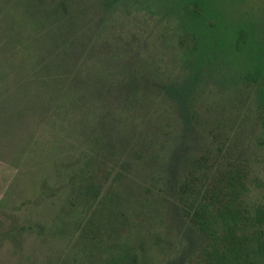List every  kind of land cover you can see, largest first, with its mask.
<instances>
[{
	"label": "trees",
	"instance_id": "obj_1",
	"mask_svg": "<svg viewBox=\"0 0 264 264\" xmlns=\"http://www.w3.org/2000/svg\"><path fill=\"white\" fill-rule=\"evenodd\" d=\"M165 1L160 5L171 18L186 13L173 30L168 23L154 35L143 23L136 33L123 19L116 30L102 24L89 42L82 23L76 29L79 16L68 19L69 0L46 9L42 0H27L24 24L52 26L27 46L49 40L52 47L39 68L54 94L45 125L81 151L67 212L82 217V205L111 177L76 238L84 255L96 256L78 263L264 264V202L252 191L244 149H209L198 117L216 65L223 71L218 105L228 104L237 127L264 129V17L238 19L240 7L228 15L230 0L222 10L217 0ZM175 28L192 46L173 70L176 63L172 68L164 58ZM254 107L250 123L242 114ZM64 167L73 169V162ZM65 187L73 191V174Z\"/></svg>",
	"mask_w": 264,
	"mask_h": 264
},
{
	"label": "rangeland",
	"instance_id": "obj_2",
	"mask_svg": "<svg viewBox=\"0 0 264 264\" xmlns=\"http://www.w3.org/2000/svg\"><path fill=\"white\" fill-rule=\"evenodd\" d=\"M53 1L42 0L43 7L48 8ZM161 1L167 3L165 0H69L68 19L73 22V14L79 16L76 29L82 23L81 31L88 33L89 42L95 40L96 33L101 34L98 27L102 24L108 23L116 30L117 23L123 19L132 31H144L145 23L155 35L156 30L166 28L168 23L176 26L185 20L184 12L181 18L172 17L176 20L173 23L162 9ZM217 1L216 9L222 10L224 0ZM230 4L232 9L227 11L228 15L240 7L238 19L264 17V0H230ZM27 6V0H0V264H81L78 263L81 256L89 255L92 259L96 253L84 255V250H79L81 241L77 243L76 238L105 195L111 177L97 197L93 198L91 193L88 204L82 205V217L67 212V198L74 196L79 186L77 159L81 151L45 125L53 108L54 94L48 91L52 82L44 80L45 72L39 68L45 64L52 47L49 40L32 49L27 46L37 34L43 35L52 26L36 29L25 25ZM205 13V19H210L207 9ZM182 36H185L182 31L175 28L166 42L164 63H171L172 68L176 63L173 70L183 64L184 54L192 46V40H188L191 38L181 41ZM144 39L148 41L146 35ZM212 68L214 80L208 82V92L199 100L201 139H208L209 149L221 147L226 151L230 146L233 153L244 149L242 159H248L252 191L264 202V129L243 127L244 122L237 127L228 104L218 105V93L224 94L223 83L218 81L221 69L216 65ZM250 99L254 97L251 95ZM242 115L253 123L258 113L254 107ZM195 148L198 150L199 146ZM72 162L73 169L64 167ZM71 174L73 191L72 187H65ZM96 181L99 183L101 179ZM258 200L252 203L258 205ZM106 207L107 204L101 206L100 211L104 212ZM100 235L103 240L107 239L104 231Z\"/></svg>",
	"mask_w": 264,
	"mask_h": 264
}]
</instances>
